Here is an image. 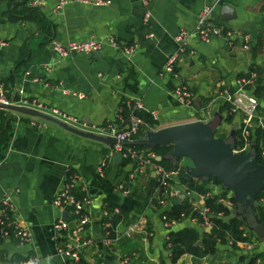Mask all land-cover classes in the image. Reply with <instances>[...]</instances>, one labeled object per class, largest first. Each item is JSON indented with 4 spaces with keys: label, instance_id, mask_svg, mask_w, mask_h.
<instances>
[{
    "label": "crops",
    "instance_id": "1",
    "mask_svg": "<svg viewBox=\"0 0 264 264\" xmlns=\"http://www.w3.org/2000/svg\"><path fill=\"white\" fill-rule=\"evenodd\" d=\"M20 1L0 0V82L6 85L8 99L36 101L95 126L112 123L124 101L139 100L143 125L135 141L146 131L194 121L206 123L214 116L219 117L217 129L225 138L238 130L242 120L234 115L230 123L224 122L223 95L235 91L236 79L254 74L255 83L247 93L257 99L258 107L249 130V150L255 148V133L261 131L258 148L264 153V90L258 94L253 90L258 88L255 85L264 86V0H220L212 21L223 33L231 34L232 40L219 37L208 43L199 42L193 32L208 0H148L146 7L144 0H110L108 6L100 7L68 3L58 13L54 12L56 0H27L24 8H34L40 15L29 20L22 19ZM144 10L149 13L147 25L141 23ZM179 31L192 33L188 46L173 74L159 75L166 56L175 50L173 37ZM107 37L120 44H136L135 53L126 59L104 44L99 54L59 59L49 47L51 41L104 42ZM244 43L248 51L242 49ZM178 84L192 93L191 107L174 100L172 91ZM62 89L83 99L63 94ZM9 113L13 120L7 144L0 148V166L16 167L0 169V202L9 198L12 216L27 229L30 242L19 244L12 237L0 240V264L26 259H34L36 264H65L55 255L57 241L51 231L58 217L72 226L69 212L63 217L51 206L65 167L82 178L88 198L83 236L91 245L81 251L82 264H264V239L255 238L245 224L240 229L247 241L233 243L226 233L215 241L212 254L196 257L184 253L172 258L166 245L170 232L192 229L198 235L194 246L201 248V238L211 227L183 220L166 231L160 222L162 215H173L185 205L205 207V199L211 197L221 206L234 204L230 191L210 181L206 193L187 190L191 181L200 183L191 179L187 184L181 179L190 164L181 167L177 161L172 186L180 194L167 199L158 189L154 172L145 169L144 174H137L135 163L115 159L111 147L42 121L36 120L37 126L31 127L28 117ZM178 169L183 171L181 176ZM185 190L189 196L183 195ZM261 193L257 208L264 216V191ZM113 216L117 220L111 224Z\"/></svg>",
    "mask_w": 264,
    "mask_h": 264
},
{
    "label": "built area",
    "instance_id": "2",
    "mask_svg": "<svg viewBox=\"0 0 264 264\" xmlns=\"http://www.w3.org/2000/svg\"><path fill=\"white\" fill-rule=\"evenodd\" d=\"M219 1L220 0H208L197 16L193 32L201 43H208L211 39L219 37L226 39L228 42L232 40L231 34L228 32L223 33L222 29L212 21V12ZM68 3H79L90 7H100L108 6L110 0H57L54 12L58 13L62 7ZM147 3L148 0L143 1V4L145 5L144 7L148 5ZM148 18V10H144L141 23L147 25ZM191 35L192 33H187L185 31L177 32L173 37L175 50L166 56L159 75L173 74L175 64L177 63L178 58L185 52ZM147 38H152V33L147 34ZM104 44L115 49L126 59L132 57L136 50V44H120L113 37H107L104 42L90 39L84 42H68L66 44H60L51 41L49 47L51 52H53L57 58L65 59L73 54L86 56L99 54ZM242 49L244 51L249 50L247 43L242 45ZM255 79L256 77L254 74L238 78L235 80V91L230 94L224 93L223 95V99L227 105L226 114L230 116L240 115L242 120L241 125L238 128V140L240 146L234 148L235 153L244 154L249 151V130L253 118L255 117L258 102L253 95L247 93V89L253 87ZM61 91L63 94L74 96L77 99H83V96L80 94H72L63 89ZM172 96L179 105L184 107L192 106L193 95L186 86L178 84L173 89ZM0 104L5 106L14 105L29 108L51 116L80 131L90 132L114 139L115 144L111 146L112 152L119 155L122 160L134 162L136 167L135 172L137 174H144L145 169H150L154 172L157 176L156 182L158 189L164 198L170 199L179 196V190L172 186V178L176 175L174 171H166L158 165V163L155 162L154 155L151 154L148 149L137 150L132 148V146L123 145L124 143L135 141L139 134V130L143 125V122L139 117V114L143 111V106L139 100L132 99L124 101L115 114V120L112 123H107L101 126L89 125L77 121L54 108L44 107L36 101L19 99L17 102L12 103L6 97V90L1 82ZM30 119L29 126L36 127L37 124L33 121L35 119ZM260 154L262 156L264 155L263 152ZM117 188L120 190L122 187L119 185ZM183 195L189 196V192L185 190ZM160 203L162 204L163 201ZM51 206L61 214L69 212L72 220V226L70 227L67 220L58 217L51 226L53 240L57 241L55 255L63 260L65 264H82L80 263L82 259L80 257L81 251L91 245V241L83 236L85 227L88 223V198L82 178L70 171L68 167L64 168V176L61 186L55 192L51 200ZM223 206L228 210L234 208L232 202H225ZM0 207V240L12 237L16 239L19 244L30 242V234L27 229L23 226L17 216H12L13 207L8 197L2 198ZM191 211L192 212L189 213L188 216L179 214L176 219H171L162 215L160 220L162 227L166 231H169L181 221L188 220L191 225L210 228L212 226L213 218H224L222 213L211 214L204 206L191 208ZM112 213L117 214V210L113 209ZM146 235L150 236L149 233H146ZM106 236H108L107 233ZM105 242L108 243L109 239L107 238ZM63 244L66 245L61 246ZM166 245L167 248H169V244L167 243ZM122 262H127V259H123ZM17 264L36 263L34 259H26Z\"/></svg>",
    "mask_w": 264,
    "mask_h": 264
},
{
    "label": "water",
    "instance_id": "3",
    "mask_svg": "<svg viewBox=\"0 0 264 264\" xmlns=\"http://www.w3.org/2000/svg\"><path fill=\"white\" fill-rule=\"evenodd\" d=\"M57 1V0H56ZM0 109L26 116L56 126L72 135L99 142L107 147L115 144L109 137L80 131L44 113L14 105H1ZM219 117L214 116L209 122L194 121L186 124L170 126L156 131H146L141 140L123 145L138 146L144 149L168 148L167 154L156 157L155 162L167 161L175 167L180 159H186L190 167L186 168L181 179L187 184L191 179L208 182L215 179L223 190L231 192L234 208L231 218L239 217L246 228L258 240L264 239V225L257 220L256 195L264 191V164L256 162L255 148L247 153H235V136L230 133L225 138H215L214 132L219 126ZM254 145V143H252ZM120 160L119 155H113ZM14 166L15 164H5ZM65 217V213L62 214Z\"/></svg>",
    "mask_w": 264,
    "mask_h": 264
},
{
    "label": "trees",
    "instance_id": "4",
    "mask_svg": "<svg viewBox=\"0 0 264 264\" xmlns=\"http://www.w3.org/2000/svg\"><path fill=\"white\" fill-rule=\"evenodd\" d=\"M20 2L23 4V8H24V4L27 2V0H21ZM39 17H40V15L36 11V9L24 8L22 19H25V20L26 19L27 20L39 19ZM1 83L6 88L5 83H3L2 81H1ZM255 86L258 87L256 89H253L255 94H258L261 89L264 90V86H259V85H255ZM7 98H8V96H7ZM10 101L12 103H15L18 100L16 98H12ZM226 106L224 107L225 110H226ZM139 117L142 119V113L139 114ZM231 119L232 118L230 115H226L224 122L230 123ZM12 120H13V118L10 116V113L8 111L0 110V148L7 144V141H8L9 135H10V129H11L10 123ZM29 120H31V119L29 118ZM33 121H36V120H33ZM140 132H141V129L139 130V134L137 135V137L140 136ZM234 136H235V140H236L235 141V147H238V146H240V143L238 140V130H235ZM214 137L215 138H222V139L224 138V136L222 134H220L219 136H214ZM261 137H262L261 131L255 133V138H254L255 145L254 146H255V152H256V162L259 164H264V155L262 156L260 154L261 151L258 148V144L261 140ZM132 148H135L137 150L144 149V148H141L138 146H132ZM170 148L171 147L154 148V149H151L149 151L152 152L155 157H162L168 153ZM156 163H158V165H160L166 171H169V170L177 171L176 165H175V167H171L167 161H160V162H156ZM177 173L181 176L183 171L178 169ZM209 181L212 184L219 185V183L213 178H211ZM206 184H207L206 182H204V183L200 182L198 185H194L193 181H191V183L189 185H187V190L196 191L198 193L203 194V193L207 192V189H204ZM260 196H262V193L257 194L256 199L258 200V198ZM232 200H233V198H232ZM233 202H234V200H233ZM204 204L210 213L215 214V213L222 212V215L225 218L224 219H221V218H213L212 219V226H211L210 232L208 234L204 233L203 237L201 238V245H202L201 248L194 246V244L198 240V238H197L198 235L192 229L184 228V229L177 231V232H170L169 233V240L167 241V243L169 244V248L172 252V256H173L172 258L173 259H176L178 256H180L184 253H189V254L196 256V257H203L207 254H212V253H214V250H215L214 249L215 241L216 240H222L223 236L226 233L229 235V237L231 238L233 243L247 241V239L245 237H243V232L240 229V227L244 225V222L239 217L231 218L229 211L225 207H223L219 204H215V197L206 198ZM191 212H192L191 207H188L185 205L183 207L182 206L178 207L177 211L173 215H169V216L165 215V216L168 218H171V219H176L179 214H184L185 216H188V214ZM256 213H257V220L264 225V216H262L259 213L258 208L256 209ZM116 220H117V218L115 216H113L111 224H114L116 222Z\"/></svg>",
    "mask_w": 264,
    "mask_h": 264
},
{
    "label": "rangeland",
    "instance_id": "5",
    "mask_svg": "<svg viewBox=\"0 0 264 264\" xmlns=\"http://www.w3.org/2000/svg\"><path fill=\"white\" fill-rule=\"evenodd\" d=\"M219 135H220V131L218 129H216L215 132H214V136H219ZM179 164H180L181 167H183L184 165L190 164V163L186 159H180L179 160Z\"/></svg>",
    "mask_w": 264,
    "mask_h": 264
}]
</instances>
